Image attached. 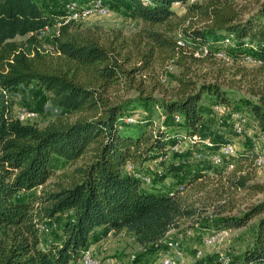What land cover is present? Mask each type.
<instances>
[{"label": "trees", "instance_id": "trees-1", "mask_svg": "<svg viewBox=\"0 0 264 264\" xmlns=\"http://www.w3.org/2000/svg\"><path fill=\"white\" fill-rule=\"evenodd\" d=\"M62 1L0 0V264H75L80 250L98 239L101 228L103 234L127 231L147 247L171 230L205 227L204 219L211 222L218 210L222 214L235 207L215 210V203L196 207L183 196L198 174H205V161L186 167L189 153L210 162L204 146L187 145L183 153L173 152L174 161H179L178 165L173 161V193L145 188L149 185L129 174L125 165L132 162L144 168L149 153L169 152V137L179 132L170 131L169 122H179L182 133L216 140L207 131L211 120L220 141L231 140L219 135L226 124H218L211 107L217 103L230 108L232 99L216 81L197 83L188 74V62L230 49L245 63L250 54L264 66V0L247 15L235 0H108L111 10L137 19V29L126 33L120 27L77 21L40 36L41 28L52 26ZM178 8L185 13L177 15ZM185 19L187 25L180 22ZM179 36L183 45L177 43ZM225 38L231 42L223 43ZM199 46L207 48L204 55L194 54ZM158 63L182 68L171 75L176 82L172 96L160 101L150 93L142 95V82ZM31 84L39 87L41 108L47 104L44 108L56 114L42 125L29 122L33 118L21 120L13 112L9 93ZM119 88L139 92L136 101L157 109L162 124L151 132L138 125L129 109L132 100L113 97ZM252 92L258 101L246 99L244 106L254 132L264 137V89ZM203 96L213 100L207 107ZM126 115L134 121H124ZM145 117L149 114L140 121ZM253 151L255 165L261 152ZM54 158L69 167L49 187ZM245 171L238 165L232 175H222L218 195L245 187L249 178ZM166 174L168 169L154 176L153 183ZM251 187L264 189L261 184ZM219 214L212 229L229 228L220 225ZM237 215L231 222L236 228L257 217L238 264H264V200ZM43 223L56 229L51 237L40 229Z\"/></svg>", "mask_w": 264, "mask_h": 264}, {"label": "rangeland", "instance_id": "rangeland-1", "mask_svg": "<svg viewBox=\"0 0 264 264\" xmlns=\"http://www.w3.org/2000/svg\"><path fill=\"white\" fill-rule=\"evenodd\" d=\"M49 1L52 3L53 0ZM235 1L238 5H241V7L246 9L244 15H247L249 11H253L261 0ZM58 5L59 4H57V6ZM56 8L57 10L59 9L58 7ZM184 13V9H177V15L181 16ZM190 21L194 22V20H189V22ZM180 22L183 25L188 24L186 19L180 20ZM82 23L99 24L106 29L109 27H120L126 33L134 31L139 26V21L137 19L127 16L116 8L112 9L108 15L93 16L86 21H82ZM213 47L214 45H212V48ZM188 63H190L188 64V70L190 71L188 74L191 75L197 83L216 81L226 92L227 97L232 99V102L228 106L232 109L244 112L245 116L248 117L245 124L246 131H244L242 135H234L229 124L225 125L223 129L224 134H219L222 136V139L226 137L230 138L236 144L237 148V155L224 159L225 164L213 165L204 157L202 161H199L195 157L193 158V153L188 154L190 163L186 167L205 161V166L203 167L205 168L203 171L205 174H198L195 178L196 180L191 182V184L187 186L186 191L183 192V196L192 204L196 205V207H201L203 205L211 206V203H215L216 206L214 209L218 210L225 206H230V204L235 205L231 211L226 210L223 211L222 214H219L221 212L218 210L211 222H208L205 219L203 220L205 223H203V221L201 222L205 226L201 228L210 230L212 229V226L219 223L217 215L219 214V216L223 217L220 225L229 226V228L225 229H230V240L233 242L230 244L233 251L232 255H234L235 252L237 253L234 258L232 256V262L235 264L236 262H240L241 253L250 242V234L252 235L257 217L251 218L246 225L236 228L231 224L233 216H238V212L245 209L248 205L264 200V189L260 191L251 187V185L261 184L264 188V165L260 167L253 164V150L261 153L264 152V137H260L254 132L253 123L251 122L249 114L244 106V101L246 99L258 101L257 95L253 94L252 91L264 89V66H258L257 64L259 63L256 62L245 63L241 58H238L235 55L233 56L232 50L230 49H228L226 53L222 51H213L211 52L210 57H203L194 62L189 61ZM165 65L166 64L160 65L158 63L156 69L150 74V78L144 79L142 82L144 87V92L142 93L143 96L150 93L156 101L169 99L172 96L174 92L173 87L176 82L172 79L171 75L178 73L182 68L172 63ZM153 75H156V77L153 78ZM160 76L164 77V81L160 80ZM151 82L155 83L152 84ZM137 93L139 92L134 89L125 91L119 88L118 92L116 94L113 92L112 95L113 97L118 96L120 99H131L132 102L130 103L129 109L131 110V113L137 117V124L144 127L148 132L156 130L162 124L163 117L159 115L157 109H152L150 106L145 108L140 102L136 101L137 95H140ZM9 97L12 102L14 114L20 107H25L37 113L36 117L29 120V122L42 125L56 117V114L51 109L44 107L41 108V93L39 87L35 84H31L27 87L18 86L11 90ZM202 101L207 107V104H211L213 100L212 98L210 99L203 96ZM207 111L209 110L204 108V112L207 113ZM147 113L149 114V117L146 118V116L145 119L140 121V119ZM209 115L207 117L208 119H211ZM76 116L77 115H68L67 117L73 119ZM209 121L210 123L207 125V131L211 134L214 133V138L220 141L219 137H217L216 130L214 131L211 128L213 125L212 121ZM169 124L170 131L181 132L182 127L179 122H169ZM247 131H249V133ZM249 137H253V139ZM187 153L188 152H186V154ZM172 155H174L173 152H168L169 159ZM227 162L233 164L231 167L232 169L227 168ZM52 163V174L46 184L49 187H51L53 182L57 180L59 174L69 167V164L61 159L54 158L52 159ZM238 165H241V168L246 170L245 172L249 177L246 181L245 187L237 189L236 192L227 194L226 196H223L224 194L222 196L218 195L217 190L218 187H220L219 183L221 179H223L222 175H232V170ZM208 208L212 209L211 207ZM189 223H191V221ZM55 231L56 229L54 228L49 229L44 235L46 237H51ZM235 233L237 235H243L240 242L236 241L238 238H235V236H237ZM185 245L184 251H186V255L189 256L188 264H196V261H194V259H196L194 257V251L201 245L199 236L187 240ZM187 246L188 248H186ZM202 249L203 252L208 251L207 248L202 247ZM97 253L99 255L98 259L100 264H152L153 261L157 262V256L154 254V251L149 247L144 248L136 243L133 236L127 231L106 234L97 244ZM75 263L79 264L77 259Z\"/></svg>", "mask_w": 264, "mask_h": 264}, {"label": "built area", "instance_id": "built-area-1", "mask_svg": "<svg viewBox=\"0 0 264 264\" xmlns=\"http://www.w3.org/2000/svg\"><path fill=\"white\" fill-rule=\"evenodd\" d=\"M188 1L195 2L197 0ZM110 11L111 8L108 0H89L87 3H82L80 0H63L61 10L54 16L52 26L46 25L38 32L40 36H44L53 27L70 22L86 21L93 16H105ZM230 42V39L225 38L223 43L227 44ZM177 43L183 45L184 40L182 37L179 36ZM206 52L207 48L205 46H199L194 50V54L197 56L204 55ZM245 61L248 63H259L250 54L245 55ZM44 107H47V104H44ZM211 108L218 124H229L235 135H242L247 120L243 113L217 103L213 104ZM16 115L19 119L26 120L36 117L37 113L25 107H20ZM123 120L129 123L134 121V117L126 115ZM179 120L180 118L175 115V121ZM169 139L171 140L169 152L181 154L187 145L204 146L209 150L208 158L210 162L215 165L225 164L224 159L237 155L236 144L232 140L215 141L200 133L185 134L182 132L174 133ZM168 159V151L159 152L156 155L149 153L147 160L152 165L150 172L132 162L126 163L125 170L139 179L142 184L151 185L154 176L160 177L163 175L165 171L163 163ZM178 164V160L174 161V165ZM255 165L260 167L264 165V152L256 156ZM226 166L227 168H231L233 164L227 162ZM174 191V189H170L168 193H173ZM50 227L51 225L48 223H43L40 229L46 232ZM194 232L193 227H184L176 231L173 230V233H166L162 238L151 242L147 247L158 253L157 260L159 264H187L183 242L186 237H192ZM229 238L230 229L207 230L200 238L201 245L195 249L194 257L196 259H202L207 253H210L211 259L207 264H232L233 251L229 243ZM202 247L207 248L208 251L203 252ZM77 262L79 264H100L98 257L93 256L88 248L80 250Z\"/></svg>", "mask_w": 264, "mask_h": 264}, {"label": "crops", "instance_id": "crops-1", "mask_svg": "<svg viewBox=\"0 0 264 264\" xmlns=\"http://www.w3.org/2000/svg\"><path fill=\"white\" fill-rule=\"evenodd\" d=\"M82 3H87L88 1H86V0H80ZM232 130V129H231ZM245 131H246V129H245ZM233 132V131H232ZM248 133H249V131H247ZM235 135V134H234ZM215 141H217V140H215ZM204 153H206L207 154V151H204ZM176 156L175 155H172V157L170 158V159H168L167 161H165L163 164H164V166H165V170L167 171V169H168V171H169V174L167 175H165L164 177H162V178H156V181H154V183L152 184V186L151 185H149V186H147V187H145V188H149L150 190H153V191H157V192H167L168 190H170V189H173V188H175L172 184H173V182H174V178L172 177V174H173V172H174V170L176 171V167H174V165H173V161L174 160H176ZM150 161H148V160H145L143 163H142V165H143V167H144V169L146 170V171H151V167H152V165L149 163ZM171 173V174H170ZM177 187V186H176ZM208 229H205V228H200V229H196L195 230V232H194V237H196V236H199V238H201V236L207 231ZM103 231H105V229L104 228H101V229H98V231H97V233H98V235H99V237H98V239L97 240H95V241H93V242H91L90 244H89V246L87 247L89 250H90V253L93 255V256H95V257H98L99 255H98V253H97V244H98V242H100L101 240H102V238L106 235V234H109L110 232H108V233H104L103 234ZM253 232H254V229H253V231H252V234H253ZM169 233H173V230H171V231H169ZM235 235H237L236 233H235ZM186 237L185 238V240H184V242H183V247L184 246H186L185 245V242L187 241V240H190V239H192V238H194V237ZM239 236V237H238ZM238 238L236 241L237 242H240V240H241V238H243V235H237V236H235V238ZM252 238V235L250 234V239ZM229 243L231 244V243H233L232 242V240H230V238H229ZM188 244V243H187ZM186 248H188V246L186 247ZM154 251V250H153ZM154 254L158 257V253L157 252H155L154 251ZM184 254H185V256H186V259H187V264H188V261H189V256L188 255H186V251H184ZM237 255V253L235 252L234 253V255H233V258H234V256H236ZM211 259V254L210 253H207V255H205L202 259H194V261H196V264H207L208 262H209V260ZM233 261H234V259H233ZM236 263H239V262H236ZM235 263V264H236ZM76 264V263H75ZM152 264H159L158 263V260H157V262L156 261H153V263ZM232 264H233V262H232Z\"/></svg>", "mask_w": 264, "mask_h": 264}]
</instances>
